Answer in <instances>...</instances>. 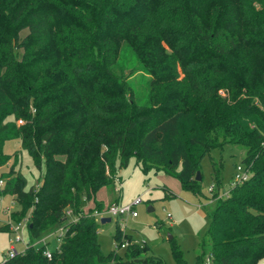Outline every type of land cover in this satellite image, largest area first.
Returning a JSON list of instances; mask_svg holds the SVG:
<instances>
[{
  "label": "trees",
  "instance_id": "1",
  "mask_svg": "<svg viewBox=\"0 0 264 264\" xmlns=\"http://www.w3.org/2000/svg\"><path fill=\"white\" fill-rule=\"evenodd\" d=\"M8 116L15 121L3 122ZM9 140L45 171L37 189L14 168L0 187L23 215L32 208L28 246L5 264H162L120 225L116 248L105 253L93 213L120 204L112 194L121 192L117 174L133 158L145 172L155 168L203 194L201 161L227 144L245 149L251 175L222 195L213 163L217 206L196 264H257L264 258V0H0V165ZM104 187L109 204L97 199ZM61 225L49 258V243H35ZM2 231L12 232L10 224ZM173 245L177 263L188 264Z\"/></svg>",
  "mask_w": 264,
  "mask_h": 264
},
{
  "label": "rangeland",
  "instance_id": "2",
  "mask_svg": "<svg viewBox=\"0 0 264 264\" xmlns=\"http://www.w3.org/2000/svg\"><path fill=\"white\" fill-rule=\"evenodd\" d=\"M27 33L28 30L22 31L21 37ZM13 121L14 117L8 116L3 122ZM25 122L24 118H20L17 124L22 125ZM3 151L7 161L0 165V178L5 180L6 175L14 168L16 172H21L25 176L27 189L31 187L37 189L43 181L45 171L43 161L40 163L41 167L37 168L19 140L7 141ZM244 155V148L229 144L222 149H212L206 153L201 161L203 194L183 189L179 178L157 171L155 168L145 172L142 165L137 164L136 158L131 159L129 166L117 174L119 176L117 187L121 192L116 191L112 194L114 197L121 196L120 205L123 206L132 204L137 198H141L142 202L135 207L138 213L136 217L109 215L111 221L101 224L99 241L103 251L108 253L116 248L117 242L113 235L120 225L121 230L134 235L135 241L140 242L137 244L150 246L152 253L162 259V264H178L173 243L179 246L188 264H196L202 241L211 223L212 212L217 206V201L212 199L211 193L213 187L218 188L213 179V163L216 162L220 167L223 183L221 192L224 195L236 181L237 167L244 165ZM112 194L109 188L104 187L98 192L97 199L109 204ZM9 198L6 199V203L10 202ZM90 206H95L92 200L84 204L83 209L88 211ZM31 212L32 208L23 215L22 207L17 203L9 213L0 214V226L10 222L15 225L25 219L30 221ZM57 230L58 227H51L41 236L48 238L50 249H55L59 245L54 234ZM20 233L26 240L29 239L27 229ZM15 238L16 235L12 232H0V262L7 257L13 242L18 251L25 249L24 243H15ZM170 239H173V242ZM119 252L124 254L125 248H121ZM257 264H264V258Z\"/></svg>",
  "mask_w": 264,
  "mask_h": 264
},
{
  "label": "built area",
  "instance_id": "3",
  "mask_svg": "<svg viewBox=\"0 0 264 264\" xmlns=\"http://www.w3.org/2000/svg\"><path fill=\"white\" fill-rule=\"evenodd\" d=\"M20 122H22V120H20ZM251 175V172L249 171V169L245 166H238L237 167V175H236V181L233 183V185L246 181ZM119 180V179H118ZM5 183V180L3 178H0V187H2ZM215 188L213 187L212 190H214ZM211 190V191H212ZM227 193V191L224 192V195ZM142 202L141 198H137L132 204L127 205V206H123L120 204H112V205H108L106 206L103 210H95V212L93 213V215L101 222V218L102 217H108L109 215L111 216H116V217H123V216H132V217H136L138 215V213L135 210L136 205L140 204ZM16 200L11 197V202L10 205L5 206V197L4 196H0V213H9L10 210L15 206ZM67 217L70 218V220H77L78 217L75 215V213L73 212L72 209H68L66 211ZM111 218V217H110ZM29 223V219H25L20 223H16L15 225L11 224V230L12 233L16 235L15 238V243H24L25 246H28V242L26 241V238L23 234L20 233V231H24L27 229ZM65 231V226L61 225L58 227V230L56 233V236L58 238L59 243L61 242L62 239V234ZM136 243H140L138 240L135 241ZM49 240L48 238H40L38 241H36V245L38 244H48ZM129 245L128 241H125L123 244V247H126ZM18 249L17 247L14 245L11 246V248L9 249V253L7 254V257L0 262V264H5L6 260L9 257H13L18 253ZM47 257L51 258L52 257V251L50 248H47L45 251Z\"/></svg>",
  "mask_w": 264,
  "mask_h": 264
},
{
  "label": "water",
  "instance_id": "4",
  "mask_svg": "<svg viewBox=\"0 0 264 264\" xmlns=\"http://www.w3.org/2000/svg\"><path fill=\"white\" fill-rule=\"evenodd\" d=\"M197 179L198 180H201L202 179V176H201V172L200 171L197 173ZM110 221H111V218L110 217H102L101 218V223L102 224H105V223L110 222Z\"/></svg>",
  "mask_w": 264,
  "mask_h": 264
},
{
  "label": "crops",
  "instance_id": "5",
  "mask_svg": "<svg viewBox=\"0 0 264 264\" xmlns=\"http://www.w3.org/2000/svg\"><path fill=\"white\" fill-rule=\"evenodd\" d=\"M6 199H7V198H5V206H8V205H10L11 199L9 198V199H10V200H9V201H10L9 203H6Z\"/></svg>",
  "mask_w": 264,
  "mask_h": 264
}]
</instances>
